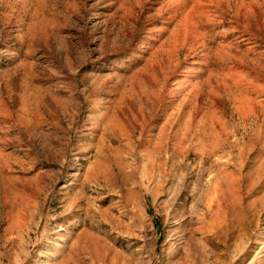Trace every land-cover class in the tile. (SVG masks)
I'll return each mask as SVG.
<instances>
[{
    "label": "rangeland",
    "instance_id": "374dc122",
    "mask_svg": "<svg viewBox=\"0 0 264 264\" xmlns=\"http://www.w3.org/2000/svg\"><path fill=\"white\" fill-rule=\"evenodd\" d=\"M0 264H264V0H0Z\"/></svg>",
    "mask_w": 264,
    "mask_h": 264
}]
</instances>
